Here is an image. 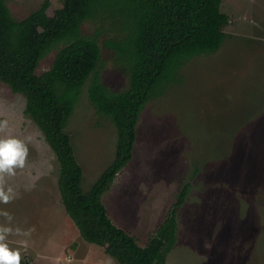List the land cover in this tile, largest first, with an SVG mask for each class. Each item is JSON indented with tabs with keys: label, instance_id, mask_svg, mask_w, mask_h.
Listing matches in <instances>:
<instances>
[{
	"label": "rangeland",
	"instance_id": "rangeland-1",
	"mask_svg": "<svg viewBox=\"0 0 264 264\" xmlns=\"http://www.w3.org/2000/svg\"><path fill=\"white\" fill-rule=\"evenodd\" d=\"M16 19H24L46 0H6ZM63 6L50 0L49 15ZM230 16L228 35L215 53L192 58L179 82L144 106L132 160L102 196L113 221L146 245L177 195L189 184L178 212L177 243L166 264H264V0H223ZM85 35L99 33L102 81L114 91L129 75L106 45L118 30L107 17L82 23ZM57 49L41 61L49 70ZM67 125L88 190L115 157L117 129L92 105L88 88ZM22 93L0 81V120L10 134L30 139L26 167L7 186L16 193L0 204L19 228L8 238L21 251V264H118L99 245L81 236L59 190V161L40 127L25 112Z\"/></svg>",
	"mask_w": 264,
	"mask_h": 264
},
{
	"label": "trees",
	"instance_id": "trees-1",
	"mask_svg": "<svg viewBox=\"0 0 264 264\" xmlns=\"http://www.w3.org/2000/svg\"><path fill=\"white\" fill-rule=\"evenodd\" d=\"M223 0H62L49 15L50 0L24 19H16L0 0V81L26 98L25 112L42 130L59 161L62 203L89 243L99 245L118 264H166L178 237V212L189 190L185 184L165 219L146 245L117 225L102 196L132 160L140 114L151 98L179 82L180 69L192 58L217 52L227 38L230 16ZM107 17L118 30L106 42L129 75L123 91L101 78L99 33L85 35L82 23ZM57 49L49 70L41 61ZM90 80L89 99L117 129L115 157L85 190L84 173L66 128L83 86ZM22 264H33L25 261Z\"/></svg>",
	"mask_w": 264,
	"mask_h": 264
},
{
	"label": "clouds",
	"instance_id": "clouds-1",
	"mask_svg": "<svg viewBox=\"0 0 264 264\" xmlns=\"http://www.w3.org/2000/svg\"><path fill=\"white\" fill-rule=\"evenodd\" d=\"M30 139H20L9 132L7 120H0V204L7 205L15 198L13 188L7 186V178L14 177L18 170L26 167L29 157ZM8 224L13 217L7 211H0ZM20 235L19 228L0 225V264H21V251L9 247L8 238Z\"/></svg>",
	"mask_w": 264,
	"mask_h": 264
}]
</instances>
